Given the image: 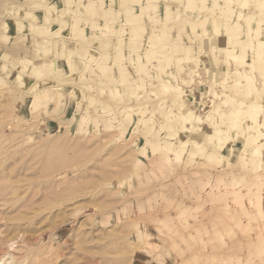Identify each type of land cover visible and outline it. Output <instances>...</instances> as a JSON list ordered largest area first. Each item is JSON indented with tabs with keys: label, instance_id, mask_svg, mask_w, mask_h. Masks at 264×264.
<instances>
[{
	"label": "rangeland",
	"instance_id": "obj_1",
	"mask_svg": "<svg viewBox=\"0 0 264 264\" xmlns=\"http://www.w3.org/2000/svg\"><path fill=\"white\" fill-rule=\"evenodd\" d=\"M262 1L0 0V264H264Z\"/></svg>",
	"mask_w": 264,
	"mask_h": 264
},
{
	"label": "bare ground",
	"instance_id": "obj_2",
	"mask_svg": "<svg viewBox=\"0 0 264 264\" xmlns=\"http://www.w3.org/2000/svg\"><path fill=\"white\" fill-rule=\"evenodd\" d=\"M259 7H260V9H261V11H262V14H263V12H264V0L259 4ZM141 69L143 70V68H141ZM248 78H249V77H248ZM240 109H241V108H240ZM240 109H236V110H234V111L232 112V114L235 113L234 115L237 117L238 114H241V113H238V114H237V112H239ZM232 114H231V115H232ZM251 115H252V117H253V119H254V120H253L254 123H257V124H258L257 116H254V115H256V114L252 113ZM181 116H182V118H184V119H186V120H187V119H190V118H196V119H198V120L201 119L200 115L197 114V112H196V111H193L192 109H191V110H190V109H184V110L181 112ZM239 116H240V115H239ZM237 118H238V117H237ZM252 123H253V122H252ZM239 124H240V123H239ZM239 124H238V119H237V121H236V120L233 121V125H239ZM246 129H248V127H246ZM57 155H58V154H57ZM65 157H66V156H65ZM50 159H51V158H50ZM60 160H61V159H60ZM69 161H70V160H69ZM49 162L51 163V161H49ZM71 162H72V161H71ZM68 163H69V162H68ZM55 164H56V163H55ZM50 165H51V164H50ZM61 165H62V164H61ZM61 165H59V166L61 167ZM63 165H64V164H63ZM63 165H62V166H63ZM67 165H68V164H67ZM50 167H51V166H50ZM50 167H49V168H50ZM53 167H54V166H53ZM53 167H51V168H53ZM64 167H65V166H64ZM45 168H46V166H45ZM55 168H56V166H55ZM47 169H48V168H47ZM51 170H53V169H51ZM58 170H59V169H58ZM45 171H46V169H45ZM56 171H57V170H56ZM49 172H50V169H49ZM45 173H46V172H45ZM71 190H72V189H71ZM71 192H73V191H71ZM78 192H80V191H78ZM78 192L76 191V193H75V191H74L75 194H77ZM71 194H72V193H71ZM102 207H103V206H102ZM18 228H19V226H18ZM20 228H21V227H20ZM19 230H20V229H19ZM0 232H1V231H0ZM15 232H16V231H15ZM17 232H19V231H17ZM20 232H21V231H20ZM20 232H19V234H20ZM1 233H3V231H2ZM1 233H0V234H1ZM21 233H22V232H21ZM15 234H17V233H14L13 235H15ZM22 235H23V234H22ZM3 236H4V235H3ZM17 236H18V234H17ZM10 237H11V236H10ZM12 237H13V236H12ZM19 237H20V236H19ZM3 238L5 239V237H3ZM6 238H9V236L6 235ZM14 238H17V237H13L12 239H14ZM0 239H1V238H0ZM6 240H7V239H6ZM23 241H24V240H23ZM0 242H1V241H0ZM6 242H7V244H8L10 241H9V242L6 241ZM12 242H15V241L13 240ZM3 243H4V242H1V244H3ZM10 243H11V242H10ZM15 243H16V242H15ZM4 245H5V243H4ZM10 245L13 246L14 244L12 245V243H11ZM10 245H9V246H10ZM11 246H10V247H11ZM10 247H9V248H10ZM0 248L2 249V245L0 246ZM9 248H8V249H9ZM12 248H14V247H12ZM5 250H6V249H5ZM12 250H13V249H12ZM1 251H3V250H1ZM10 252H11L10 250H9V252H7L8 255L12 253V252H11V253H10ZM12 254H13V253H12ZM14 254H15V253H14ZM5 257H6V256H5ZM5 257H3L4 260H5V264H11V263H12V260H11L12 258H11V257H13V255L8 256L9 258H8V257L5 258ZM13 258H14V257H13ZM4 260H2V261L4 262Z\"/></svg>",
	"mask_w": 264,
	"mask_h": 264
}]
</instances>
